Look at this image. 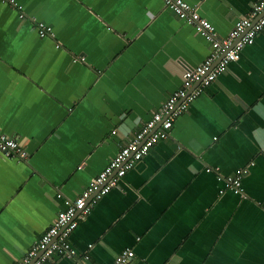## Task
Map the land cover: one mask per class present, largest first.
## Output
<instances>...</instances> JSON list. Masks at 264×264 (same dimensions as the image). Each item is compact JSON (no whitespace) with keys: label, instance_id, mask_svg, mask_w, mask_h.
Segmentation results:
<instances>
[{"label":"crops","instance_id":"0c3cea01","mask_svg":"<svg viewBox=\"0 0 264 264\" xmlns=\"http://www.w3.org/2000/svg\"><path fill=\"white\" fill-rule=\"evenodd\" d=\"M13 1L0 0V132L27 156L0 153V264L24 257L210 50L161 0ZM184 1L224 36L257 0ZM243 168L244 195L219 194L216 177ZM68 240L86 264L125 248L126 264H264V29Z\"/></svg>","mask_w":264,"mask_h":264},{"label":"built area","instance_id":"2783aa9c","mask_svg":"<svg viewBox=\"0 0 264 264\" xmlns=\"http://www.w3.org/2000/svg\"><path fill=\"white\" fill-rule=\"evenodd\" d=\"M18 7L13 0H7ZM175 15L191 24L197 34L209 45V54L201 64L187 68L182 73L181 86L174 90L141 128L122 146L106 167L99 172L75 198H64V208L59 210L53 223L34 242L17 264H54V257L71 259L73 264H86L89 251L78 252L68 240L78 221L83 220L97 201L107 194L120 178L125 176L137 161L159 140L169 138L173 121L184 112L212 82L225 71L230 62L236 61L241 49L252 44L255 36L264 29V0H257L250 6L246 16L239 18L224 36H219L213 25L201 17L196 5L184 0H161ZM22 12L19 17H22ZM38 37L54 36L50 25L35 21ZM0 153L24 160L26 151L17 140L0 132ZM246 169H238L234 175H218V193L229 191L243 196L242 175ZM61 197V194H57ZM91 244L87 245V250ZM133 257L129 248L121 250L112 264H126Z\"/></svg>","mask_w":264,"mask_h":264}]
</instances>
